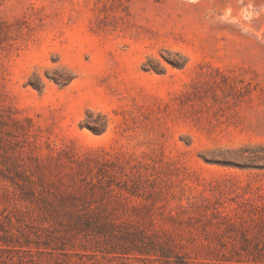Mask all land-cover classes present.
<instances>
[{
  "label": "rangeland",
  "instance_id": "1",
  "mask_svg": "<svg viewBox=\"0 0 264 264\" xmlns=\"http://www.w3.org/2000/svg\"><path fill=\"white\" fill-rule=\"evenodd\" d=\"M0 264H264V0H0Z\"/></svg>",
  "mask_w": 264,
  "mask_h": 264
}]
</instances>
